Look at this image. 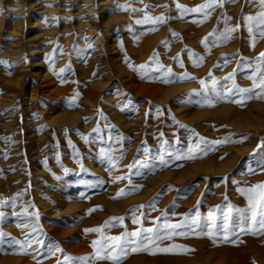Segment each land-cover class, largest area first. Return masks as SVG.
I'll use <instances>...</instances> for the list:
<instances>
[{
	"label": "rangeland",
	"instance_id": "1",
	"mask_svg": "<svg viewBox=\"0 0 264 264\" xmlns=\"http://www.w3.org/2000/svg\"><path fill=\"white\" fill-rule=\"evenodd\" d=\"M176 3L194 7L204 0H0V232L7 234L0 237V264L8 258L16 264H80L63 257L91 256V243L101 233L85 230L110 218L123 221L113 219L105 236L176 223L196 211L206 217L217 206L246 207L238 189L264 182V150L254 153L264 141V93L216 99L199 82L210 89L211 71L217 90L225 92L232 81L223 77L234 72L237 86L251 87L264 38L257 36L252 46L242 16L255 14L259 5L236 0L203 19L181 16ZM118 4L137 9L150 4L147 14L166 20L136 23L144 13L120 10ZM238 24L229 41L210 37L207 50L201 44L208 33L219 36ZM185 49L202 55L203 62L195 66ZM153 53L176 77L186 72L196 79L164 83L154 78L161 75L155 71L142 78L137 66L149 63ZM229 136L233 142L194 159L169 158L168 153L187 156L198 137ZM121 153L113 167L108 157L117 160ZM137 160L147 167L130 170L127 165ZM117 176L127 178L116 181ZM120 189L125 195L114 198ZM29 224L38 231L26 236L32 233L25 228ZM34 238L40 243L29 248L25 241ZM231 241L224 242L223 234L215 242L207 235L174 236L159 245L180 246L171 252H129L120 264H264V235L243 232Z\"/></svg>",
	"mask_w": 264,
	"mask_h": 264
},
{
	"label": "snow or ice",
	"instance_id": "2",
	"mask_svg": "<svg viewBox=\"0 0 264 264\" xmlns=\"http://www.w3.org/2000/svg\"><path fill=\"white\" fill-rule=\"evenodd\" d=\"M236 0H204V3L196 5L194 7H187L181 5L179 3L175 4V8L177 11L181 13V16L185 14H199L203 19H206L212 11L217 7H224L227 3H235ZM248 3H258L259 11L255 14L243 15L242 20L245 22V26L247 27V31L252 37V46L255 45L257 36L264 38V0H245V6ZM120 10H130L131 12H142L144 13V17L142 20L136 21V23L143 24H163L166 20L164 15H159L153 17L147 14V9L154 7L150 4H145L143 8H129L128 5H117ZM164 7H167L166 5ZM231 17H225V23L230 20ZM241 25H236L234 27H225V29L220 32L219 36L216 35L215 31L208 33L207 36L201 39V44L205 46L207 50L208 41L210 37L215 38V42L224 43L232 39V34L240 28ZM173 36L177 35L176 33H172ZM162 44H166V42H162ZM91 47V45H89ZM189 59L192 60L195 66H199L204 57L198 53H195L191 49H185ZM176 61L180 60L179 53L176 57L173 58ZM257 63L255 68L252 71L249 79L252 80V85L250 88H240L235 84L234 80V72L227 74L223 77L226 81H232V87L228 88L225 92H220L217 90V85L219 81L212 77L211 71L208 73L211 78L212 84L209 89L208 84L205 80L201 79L200 85L204 90L205 95L209 91L214 93L216 99H224L232 94H249V98H251L252 94H255V90L259 89L261 93H264V52H260L256 57ZM3 63V62H0ZM149 63H154V67H149ZM149 63H145L137 66L139 69L144 70L142 72V78L147 76L149 72L155 71L157 73H161L160 76L154 77L155 79H161L164 83H172L174 79L176 80H192L196 79L193 76H190L188 73H183L181 76L176 77L175 73H173L172 68L165 69L164 65L159 63V56L157 53H153L151 57H149ZM225 63H227V59H225ZM180 66L183 67V62H180ZM129 67L133 66L129 64ZM63 71V69L61 70ZM235 71V70H234ZM78 95V93L76 94ZM236 103H243V101H233ZM208 106H213L211 101H207ZM119 107L120 105H116ZM98 114H100L101 118L104 119L103 113L100 110H97ZM157 112H160V109L157 108ZM147 115V113L145 114ZM184 127V125H180ZM99 128H94L93 132H98ZM195 135V133H193ZM163 135V133H161ZM84 140H87V137H82ZM123 139V137L121 138ZM233 142L231 136L225 137L222 140L216 141H207L203 137H198L194 145H190L188 148L187 156L184 155H175L172 153H168L169 158L174 159H194L197 154L210 152L214 149L216 145L225 144ZM242 142V141H237ZM163 143H167V141L162 142L161 147H163ZM264 150V141H261L257 144L256 151ZM144 152L147 153L148 149L145 148ZM107 155V154H106ZM123 153L121 156L117 158V160H112L109 156V160L113 167L116 166L118 159H122ZM264 159V158H262ZM160 163L162 165H166L167 161L164 159L163 155L159 157ZM139 166L140 168L147 167V162H141L139 160L134 161L132 164L127 165V167L131 170ZM261 171H264V165L261 166ZM65 171H68L65 169ZM253 174H255L253 172ZM126 176H117L115 177L116 181L126 179ZM238 192L241 196L245 197L247 201L246 207H236L227 204L223 209L220 206H217V209L209 211L206 217L201 216L199 211H196L194 215L185 214V219L176 223H170L165 220L163 223L154 222V226L150 228L139 227L134 231H125L117 236H105L103 234V230L105 228L114 227L113 219L117 222L122 223L123 218H110L109 221H106L103 226L100 228H92L86 229L87 232H98L101 233V238L99 240H93L91 243V247L93 248V253L91 256L86 257H71L64 256L63 260L65 262L77 260L80 264H92L94 260H108L111 261V264H120L121 260L126 257L129 252H138L144 251L149 252L150 254H155L152 252V249H158L160 252H171L173 248H178V245H172L171 247H159L160 244L165 240H171L174 236H187L189 233L195 235H207L209 238L213 239L215 242L216 236L223 234L224 242H232V236H238L240 233L248 232L252 235H264V182H259L257 184H253L247 187H242L238 189ZM125 195L124 189H120L117 192L116 197L119 198ZM225 199H227L225 197ZM4 201L0 200V204H3ZM199 203V202H198ZM145 207L144 205L139 206V208ZM148 207H152L151 204ZM138 210V209H137ZM219 211V214H218ZM37 220L39 219L38 213L35 214ZM4 213L0 212V218H3ZM143 216V213H141ZM159 220V218H157ZM133 222L136 224H141L140 217H134ZM32 228V233H27L26 236H31L33 233L38 231L37 228L33 227L31 224L25 225V228ZM197 229H207V232L200 231ZM7 234L0 232V237L6 236ZM13 243L20 246L21 250L26 254L27 248L24 247V244H21L20 241H13ZM25 243L30 248L32 243H40L38 239H33L31 241L26 240ZM55 251H62L59 247L55 248ZM185 251H192L191 249H185ZM39 264V262H37ZM57 264H61V261H57Z\"/></svg>",
	"mask_w": 264,
	"mask_h": 264
},
{
	"label": "bare ground",
	"instance_id": "3",
	"mask_svg": "<svg viewBox=\"0 0 264 264\" xmlns=\"http://www.w3.org/2000/svg\"><path fill=\"white\" fill-rule=\"evenodd\" d=\"M57 229H58V228H57ZM54 231H55V230H54ZM57 231H58V230H57ZM57 231H56V232H57ZM65 245H66V244H65ZM66 246H67V245H66ZM69 250H70V249H69ZM83 250H84V249H83ZM5 258H6V257H5ZM5 258H4V259H5ZM10 258H11V257H10ZM13 258H14V257H13ZM2 259H3V258H2ZM7 260H8V261H7ZM7 260H5V261L8 262L7 264H16L15 261H14L13 259H9V258H8ZM17 260H18V259H17ZM21 263H22V262H21ZM26 264H27V263H26Z\"/></svg>",
	"mask_w": 264,
	"mask_h": 264
}]
</instances>
